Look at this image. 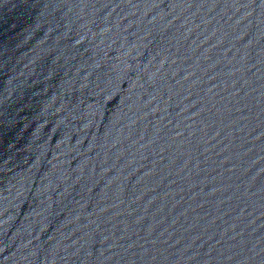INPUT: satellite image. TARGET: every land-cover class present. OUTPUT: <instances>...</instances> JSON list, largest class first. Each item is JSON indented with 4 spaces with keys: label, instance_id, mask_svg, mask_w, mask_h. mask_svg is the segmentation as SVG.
<instances>
[{
    "label": "water",
    "instance_id": "obj_1",
    "mask_svg": "<svg viewBox=\"0 0 264 264\" xmlns=\"http://www.w3.org/2000/svg\"><path fill=\"white\" fill-rule=\"evenodd\" d=\"M0 264H264V0H0Z\"/></svg>",
    "mask_w": 264,
    "mask_h": 264
}]
</instances>
